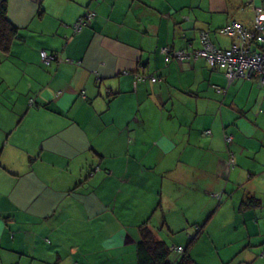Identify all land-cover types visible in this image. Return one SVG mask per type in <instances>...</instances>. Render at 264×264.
Masks as SVG:
<instances>
[{
  "label": "crops",
  "instance_id": "obj_1",
  "mask_svg": "<svg viewBox=\"0 0 264 264\" xmlns=\"http://www.w3.org/2000/svg\"><path fill=\"white\" fill-rule=\"evenodd\" d=\"M5 1L0 264H136L144 222L168 246L202 225L197 264H264V86L160 52L202 31L227 49L219 29L250 28L264 0Z\"/></svg>",
  "mask_w": 264,
  "mask_h": 264
},
{
  "label": "built area",
  "instance_id": "obj_2",
  "mask_svg": "<svg viewBox=\"0 0 264 264\" xmlns=\"http://www.w3.org/2000/svg\"><path fill=\"white\" fill-rule=\"evenodd\" d=\"M248 5L246 4V6ZM93 18L94 13L86 10L84 15L73 24V33H78ZM219 33L231 39L229 48L222 50L215 47L208 34L201 33L199 48L197 49L185 48L178 51H169L164 48L160 52L164 55L166 63L204 60L210 69L223 72L227 86L235 80L250 79L252 77L257 78L259 84L264 86V12H256L250 28H246L242 23L233 22L219 29ZM40 59L44 64H49L56 61L57 58L41 50ZM66 62L70 61L66 60ZM135 79L136 82H141L146 78L136 75ZM155 81L154 77L150 78V82ZM205 133L208 134L209 132ZM231 140V136H224L226 143H230ZM177 250L182 251L180 248H177Z\"/></svg>",
  "mask_w": 264,
  "mask_h": 264
},
{
  "label": "trees",
  "instance_id": "obj_3",
  "mask_svg": "<svg viewBox=\"0 0 264 264\" xmlns=\"http://www.w3.org/2000/svg\"><path fill=\"white\" fill-rule=\"evenodd\" d=\"M246 4L247 2H245L243 6H245ZM201 33H207V32L202 31L200 32V34ZM200 34L198 36V40L200 38ZM17 39H19L18 30L9 22L7 18L6 1L0 0V52L1 53L9 52L11 44ZM137 75L142 76V74H137ZM218 91L221 92L220 90H217V92ZM207 131L201 132V135L203 136L208 135L210 132L208 131L209 133L206 134L205 132ZM224 143L226 145L229 144L226 143L225 141ZM227 153L229 155L227 167L230 169L234 168L232 154L229 151ZM230 161H232V163H230ZM255 206H259L258 201L253 197H246L245 201L240 204L238 210L243 212ZM194 227H195V233L193 236H189L187 238V243L185 246H176V245L168 246L164 242L158 239L157 232L154 229L148 226L146 222L142 223L138 227V241L136 243V251H135L136 264H197L191 259L189 253L193 248L198 235L203 233V226L200 225ZM177 248H180L182 251L178 252ZM174 252L178 254L177 255L178 258L174 262H171L169 260V257L171 253Z\"/></svg>",
  "mask_w": 264,
  "mask_h": 264
},
{
  "label": "rangeland",
  "instance_id": "obj_4",
  "mask_svg": "<svg viewBox=\"0 0 264 264\" xmlns=\"http://www.w3.org/2000/svg\"><path fill=\"white\" fill-rule=\"evenodd\" d=\"M223 75V74H222ZM190 230H192V234L194 233V231H195V227H192V228H190ZM173 256H177L178 254L177 253H171Z\"/></svg>",
  "mask_w": 264,
  "mask_h": 264
},
{
  "label": "bare ground",
  "instance_id": "obj_5",
  "mask_svg": "<svg viewBox=\"0 0 264 264\" xmlns=\"http://www.w3.org/2000/svg\"><path fill=\"white\" fill-rule=\"evenodd\" d=\"M179 252V251H178Z\"/></svg>",
  "mask_w": 264,
  "mask_h": 264
}]
</instances>
